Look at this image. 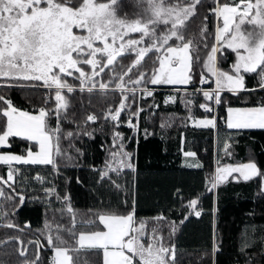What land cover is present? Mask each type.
Masks as SVG:
<instances>
[{
    "label": "snow or ice",
    "instance_id": "6c2138e0",
    "mask_svg": "<svg viewBox=\"0 0 264 264\" xmlns=\"http://www.w3.org/2000/svg\"><path fill=\"white\" fill-rule=\"evenodd\" d=\"M133 2L136 10L129 15L122 0H0V87L9 90L43 87L50 94L45 104L54 93V107H40L36 110L38 114L21 110L10 98L0 94V117L3 118L0 121V146L10 147L12 138L31 142L26 154H0V165L7 166L6 173L0 175V200L13 205L19 201L13 212L0 211V220H8L6 224L0 223V227L23 231L9 219L25 203L23 193L16 191L18 178L23 174L14 164L52 166L58 171L56 157L64 155L60 146L62 139L81 135L93 138V132L79 131L89 122H97L98 117L93 114L77 124V131L64 130L65 122L76 123L74 115L69 116L71 105L65 93H74L77 88L66 77L78 81L80 92L99 90L106 96L111 91L121 96L118 107H110L103 114L105 122L113 126L112 144L106 149L108 156L103 167L94 169L100 182L108 181L118 191L122 190L121 185L111 174L119 178L125 171L135 172L136 153L126 150V137L115 129L122 126L121 113L127 111V127L138 130V124L134 125L132 121L143 109L131 111L138 91L143 98L153 95L147 87L149 84L170 85L177 92L180 89L176 86L191 84L194 92L188 96L202 93L206 102L198 107L205 113L213 111L207 101L214 105L227 104L221 95L224 91L234 95L264 91V0H212L211 5L205 0ZM198 7L206 8L215 18L214 31L209 30L208 15H205L198 36H188ZM133 34H137L136 38ZM228 50L234 54V61L227 70H222L219 63L226 60L224 53ZM150 53L155 54L151 67L138 71L133 79L129 74L142 67ZM132 54L134 60L129 65L121 62ZM85 66L91 71H86ZM106 69H109L108 80H99ZM209 74L214 78V88L195 87L194 76L199 75L200 84H208ZM246 76L256 80L254 87H247ZM141 84L145 87L138 88ZM129 99L132 103H127ZM169 102L175 103L176 97L169 96L165 103ZM184 103L191 111L193 99H186ZM226 113L228 129L264 130V99H258L253 106L229 105ZM52 119L56 121L55 126L50 124ZM217 125L216 117L195 120L197 127L216 128ZM144 132L147 136L146 129ZM33 148L38 150L33 151ZM231 148L232 145L225 141V157L232 156ZM76 151L80 153L79 149ZM184 156L194 158L196 153L188 151ZM194 166L203 167L199 163ZM230 178L236 182L258 179L264 194V169L254 160L222 164L221 158L216 160L214 172L206 177V192H215L219 186L230 182ZM34 179L41 184L46 182L39 173ZM43 191L46 196L63 199L68 204L67 212L75 216L67 196L61 198L54 187ZM200 198L198 195L189 199L186 205L182 204L180 224L191 216H201ZM122 203L123 210H89V215L96 219L80 220L83 230L78 235L75 220L71 228L59 223L53 227L52 223L46 222L44 229L38 230L44 242L39 238L27 242L35 245L36 251L35 258L25 260V264H81V250L95 252L99 257L97 264H173L174 245L170 246V238L176 231V221L163 213L150 219L138 218L134 200L131 207L127 200ZM3 207L0 204V208ZM60 211L63 214L64 210ZM165 227L168 228L167 238ZM61 233H66L72 243ZM260 239L264 242V236ZM251 246L252 243L246 240L241 252ZM42 249L52 252L47 261L40 254ZM218 250L214 243L213 252ZM19 255L25 257L27 249H22ZM247 264H251V258Z\"/></svg>",
    "mask_w": 264,
    "mask_h": 264
},
{
    "label": "trees",
    "instance_id": "16d2710c",
    "mask_svg": "<svg viewBox=\"0 0 264 264\" xmlns=\"http://www.w3.org/2000/svg\"><path fill=\"white\" fill-rule=\"evenodd\" d=\"M211 5L212 0H205ZM126 4L125 11L132 14L136 9L133 0H122ZM198 15L189 25L187 35L198 36L199 26L203 17L208 15L209 30L214 31L215 21L213 16L204 7L197 8ZM212 41L209 40V44ZM226 60L219 63L222 70H227L233 61V53H224ZM134 56L129 55L121 62L129 65ZM155 58L150 53L145 58L143 66L133 69L129 75L135 79L138 71H145L151 67V59ZM219 60V55H218ZM197 72L200 71L197 67ZM117 71H120L117 68ZM109 69L102 74L108 77ZM210 77V74H209ZM195 87L209 89L213 87L211 81L208 85L199 83V75L194 76ZM252 76H246V85L252 88L256 85ZM79 89V84L75 85ZM145 87L144 84L138 88ZM153 89L152 96L141 98L136 93L135 103L131 109H143L139 116L133 119L134 125L138 124V130L127 127L129 112L121 113V125L116 128L126 137L124 143L126 150L136 153V171H125L119 178L112 175V179L121 185L120 191L114 189L108 181L100 182L98 173L94 169L102 168L106 160L108 149L112 144L113 126L105 122L103 114L110 107H118L121 96L118 92L109 91L106 96L99 90L92 93L80 92L68 94L70 102L69 116L74 115L76 123H64L65 131H77V124L84 121L87 115L98 117L96 123L89 122L79 131L93 132V138L77 136L61 140L63 156L56 157L58 171L52 166L40 165H13L18 167L23 174L19 177L16 186L17 192L25 196V203L19 206L18 211L9 219L19 225L23 231L0 227V264H22L25 260L35 258V245L28 244L29 240L44 237L40 231L45 223H57L71 228L76 221L77 235L83 230L79 221L82 219H96L89 215V210L121 209L123 201L127 200L129 207L135 201L138 218L150 219L163 213L170 220L177 223L176 231L171 235L170 246L174 245L173 264H247L251 258V264H264V194L260 191L258 179L236 182L231 180L219 186L214 192H206V177L213 172L215 160L221 158V163H247L254 160L261 169H264V130H231L224 124L227 106H253L258 99H264V91L251 94L241 92L231 94L227 91L221 93L225 105H216L218 125L214 128H198L188 124V117H199L206 114L198 105L206 100L202 93L197 92L194 97L188 93L194 92L193 85H187V92H176V102L164 104V99L174 87L170 85H147ZM0 94L12 100L14 106L21 110H27L36 114L40 107H54L52 99L45 104L49 92L43 87L14 88L9 90L0 87ZM52 97V93H51ZM193 99L191 111L185 107V100ZM129 101L132 100L129 99ZM210 106L212 101H207ZM3 118L0 117V121ZM55 125V119L50 121ZM148 135L145 136L144 130ZM231 137L232 139H229ZM227 141L232 145L231 157H225L223 144ZM31 142L19 138L10 140V147H0V152L26 154L25 150ZM76 149L80 150L77 153ZM33 148V151H36ZM196 153V160L203 167L190 168L182 165L181 151ZM7 166L0 165V175L6 173ZM39 173L46 178L41 184L34 177ZM55 188L61 198L67 196L75 216L67 212L68 204L63 199L55 196H46L43 189ZM7 191V189H6ZM200 196L199 208L202 210L200 217L191 216L183 224L181 213L182 204H187L191 198ZM4 207L0 211L13 212L16 205L0 200ZM215 209V211H213ZM60 210H64L63 214ZM184 214H187L186 212ZM28 225H23V222ZM8 220H0L7 223ZM152 225L149 224V227ZM103 228L102 225L99 226ZM46 234V233H45ZM69 242L71 239L66 233H61ZM164 235L167 238L168 228L165 227ZM246 240L252 243L241 252ZM5 241H7L5 243ZM26 248L27 255L21 257L19 249ZM218 247L213 252V244ZM45 249L47 245L45 242ZM41 256L45 261L52 254L51 250H41ZM81 264H97L99 257L95 252L81 250Z\"/></svg>",
    "mask_w": 264,
    "mask_h": 264
},
{
    "label": "rangeland",
    "instance_id": "374dc122",
    "mask_svg": "<svg viewBox=\"0 0 264 264\" xmlns=\"http://www.w3.org/2000/svg\"><path fill=\"white\" fill-rule=\"evenodd\" d=\"M209 13V12H208ZM214 18V17H213ZM214 21H215V24H216V20H215V18H214ZM215 26V25H214ZM136 36H137V34H133V38H136ZM230 51V50H229ZM219 55V54H218ZM133 56H134V54H133ZM233 57H234V54H233ZM133 60H134V58H133ZM233 61H234V58H233ZM233 61H232V63H233ZM231 63V64H232ZM85 70L86 71H91V69H90V67L89 66H85ZM66 79L68 80V82L70 83V84H73L74 86L75 85H77V83H78V81H75L73 78H71V77H66ZM99 80H101V81H107L108 80V77H106V78H104L102 75H101V77H99L98 78ZM209 80L210 81H212L213 82V87L212 88H214V86H215V83H214V78H209ZM79 84V83H78ZM151 85V84H150ZM151 86H157V85H151ZM76 87V86H75ZM184 87L185 86H183V87H178L179 89H180V91L179 92H184ZM77 89H78V87H76ZM149 90H151L152 92H153V89L152 88H148ZM210 89V88H209ZM177 91H174V90H170L169 92H168V94H167V96L165 97V99H164V104H168V103H165V101L167 100V98L169 97V96H175V93H176ZM137 94H138V96H141V93L138 91L137 92ZM65 95H66V97H67V93H65ZM146 96H143V98H145ZM67 99H68V97H67ZM52 101H53V103H54V93H52ZM127 103H131V101H127ZM169 103H172V102H169ZM36 114H38V113H36ZM212 114V113H211ZM213 115V114H212ZM214 116V115H213ZM204 117H212L210 114L208 115V114H206V115H203V116H199V117H188V124L189 125H192L193 126V124L192 123H195V120H198V118L199 119H204ZM52 126H55V125H52ZM38 150V149H37ZM222 152H223V150H222ZM4 153H8V152H0V154H4ZM224 153V152H223ZM13 154H15V153H13ZM219 157H217V159H218ZM216 159V160H217ZM216 160H215V164H214V169H213V172H214V170H215V166H216ZM222 164H227V163H222ZM233 164H235V163H233ZM171 258V257H170Z\"/></svg>",
    "mask_w": 264,
    "mask_h": 264
},
{
    "label": "crops",
    "instance_id": "0c3cea01",
    "mask_svg": "<svg viewBox=\"0 0 264 264\" xmlns=\"http://www.w3.org/2000/svg\"><path fill=\"white\" fill-rule=\"evenodd\" d=\"M176 87H180V86H176ZM183 87V86H181ZM215 87V86H214ZM174 90V89H173ZM232 107H239V106H232ZM242 107H246V106H242ZM226 116H227V113H226ZM214 117V116H212ZM212 117H204V118H212ZM199 119V118H198ZM226 119V117H225ZM225 119H224V124L226 126V123H225ZM194 127H197L195 126V123H192ZM192 126V125H191ZM227 127V126H226ZM198 128H204V127H198ZM215 129V128H214ZM231 130H235V129H231ZM251 130H259V129H251ZM0 147H3V146H0ZM185 152H188V151H181V156H182V165L185 166V167H190V168H197L195 167L194 165H196L197 163H199L197 160H196V156L194 158H188V157H185L184 156V153ZM200 164V163H199ZM15 165V164H14ZM192 165V166H190ZM214 194V192H213ZM52 255V254H51Z\"/></svg>",
    "mask_w": 264,
    "mask_h": 264
},
{
    "label": "built area",
    "instance_id": "2783aa9c",
    "mask_svg": "<svg viewBox=\"0 0 264 264\" xmlns=\"http://www.w3.org/2000/svg\"><path fill=\"white\" fill-rule=\"evenodd\" d=\"M211 81L209 80V83H210ZM208 83V84H209ZM208 84H201V85H208ZM204 90H210V89H204ZM212 107H213V111L211 112L213 115H214V117H216L217 118V111H216V105H214V102H213V105H212ZM23 225H28V222H23Z\"/></svg>",
    "mask_w": 264,
    "mask_h": 264
},
{
    "label": "water",
    "instance_id": "95a60500",
    "mask_svg": "<svg viewBox=\"0 0 264 264\" xmlns=\"http://www.w3.org/2000/svg\"><path fill=\"white\" fill-rule=\"evenodd\" d=\"M19 242V244H20V249H19V252L21 251V242L20 241H18ZM0 245H3V243H0ZM22 264H25V263H22Z\"/></svg>",
    "mask_w": 264,
    "mask_h": 264
}]
</instances>
